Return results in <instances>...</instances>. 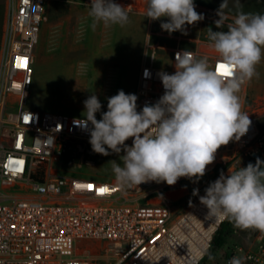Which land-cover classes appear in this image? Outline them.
I'll return each mask as SVG.
<instances>
[{
    "label": "built area",
    "instance_id": "1",
    "mask_svg": "<svg viewBox=\"0 0 264 264\" xmlns=\"http://www.w3.org/2000/svg\"><path fill=\"white\" fill-rule=\"evenodd\" d=\"M67 1L7 0L0 54V264H98L88 257L93 252L104 256L103 264L203 263L227 219L208 216L200 199L174 213L166 184L158 190L156 182L121 190L115 181L92 172L101 161L89 143L90 134L75 123L84 117L29 107L35 48L48 6ZM90 2L82 0L86 7ZM113 2L135 9L132 0ZM156 47L149 46L150 57L138 75V111L163 95L157 73L174 74L178 52L206 56L218 72L217 52L179 42L159 59ZM249 118L248 132L227 144L234 157L264 148V132L256 118ZM125 143L131 146L133 139ZM57 159L64 161L60 173L53 168ZM233 256L243 257L244 264H264V233L257 231L249 248L228 250L209 264H228Z\"/></svg>",
    "mask_w": 264,
    "mask_h": 264
},
{
    "label": "clouds",
    "instance_id": "2",
    "mask_svg": "<svg viewBox=\"0 0 264 264\" xmlns=\"http://www.w3.org/2000/svg\"><path fill=\"white\" fill-rule=\"evenodd\" d=\"M227 7L228 0H222L216 10L217 29L225 26ZM127 8L113 0H91V27L95 30L100 23L124 27L130 23ZM145 16L150 20L166 17L162 30L185 35L186 25L205 18L196 11L194 0H148ZM207 36L230 75L218 74L208 57L198 58L184 50L176 54L174 74L157 73L164 93L154 104L146 103L138 111V97L123 90L108 98L105 112H101L102 104L95 94L83 102L84 119L75 123L90 134L93 152L104 156L124 153L120 163L109 161L121 190L147 182L174 186L180 178L198 181L221 146L239 141L248 132L252 121L242 110L238 94L259 76L264 14L238 11L226 31L209 27ZM144 76L150 77L149 70H144ZM129 138L133 139L131 146L125 143ZM193 195H199V189H194ZM199 198L209 209L208 216L228 219L241 230L264 233V161L257 158L255 164L229 169L227 177L221 172ZM209 259L214 257L209 254ZM228 264H244V258L233 256Z\"/></svg>",
    "mask_w": 264,
    "mask_h": 264
},
{
    "label": "rangeland",
    "instance_id": "3",
    "mask_svg": "<svg viewBox=\"0 0 264 264\" xmlns=\"http://www.w3.org/2000/svg\"><path fill=\"white\" fill-rule=\"evenodd\" d=\"M221 2L222 0H194L196 11L204 14L205 18L194 25H186V35L180 31L169 34L162 30L160 25L167 22L166 17L158 20L147 18L145 13L148 0L141 10L137 7L131 11L127 9L130 23L124 27L100 23L95 30L91 27L92 20L88 16L89 7L84 6L82 0L50 4L42 26L41 40L35 48V81L29 107L40 113L61 112L84 117L83 102L95 94L102 104L101 112H105L108 98L116 95L119 90L135 94L141 67L150 57L149 46H157L159 59L163 57V50L174 47L179 42L186 47H199L200 50L209 52L213 46L210 45V40L204 39L208 37L207 28L226 31L227 24L233 22L238 11L264 14V0H238V4L237 0H228V7L224 10L228 19L222 29H217L214 21L218 19L216 10ZM6 18L7 0H0V54ZM198 43L203 45L198 46ZM257 72L259 76L248 82L246 96L243 98V111L256 118L260 131L264 132V56L257 65ZM242 94L241 89L239 95ZM96 117L99 120L101 113L98 112ZM98 155L100 168L92 172L102 174L108 181H115L109 161L120 163L122 153ZM257 158L264 161V148L257 153L238 154L234 157L231 147L221 146L215 154V161L207 166L206 174L198 181L196 178H180L174 186L168 185L167 192L174 188L180 189L171 191L166 196L174 213L183 212L199 200L200 196L205 195V189L221 172L227 177L229 169L236 171L240 167H246L252 159L256 162ZM63 164L64 161L57 159L53 165L54 171L62 172ZM163 184L166 182L156 183L154 190H158ZM194 189H199V195H193ZM233 227L227 245L216 251L219 258L228 250L249 248L254 242L257 231L241 230L234 224ZM93 253L88 256L90 259L98 264L105 263L102 260L104 256Z\"/></svg>",
    "mask_w": 264,
    "mask_h": 264
},
{
    "label": "trees",
    "instance_id": "4",
    "mask_svg": "<svg viewBox=\"0 0 264 264\" xmlns=\"http://www.w3.org/2000/svg\"><path fill=\"white\" fill-rule=\"evenodd\" d=\"M204 39L206 41H209L208 37H204ZM251 163L255 164V160H251ZM249 162V163H250ZM248 163V164H249ZM97 179V178H96ZM233 222H231L230 220L227 219V221H225L221 228L219 229V231L217 232V234L214 237L212 246L210 251L208 252V254L206 255V257L204 258V260L202 261L203 263L201 264H209L211 262H215L217 260V253L216 251L219 249H223L228 242V237L233 233ZM95 251V250H94ZM209 254L214 257V259H209Z\"/></svg>",
    "mask_w": 264,
    "mask_h": 264
},
{
    "label": "snow or ice",
    "instance_id": "5",
    "mask_svg": "<svg viewBox=\"0 0 264 264\" xmlns=\"http://www.w3.org/2000/svg\"><path fill=\"white\" fill-rule=\"evenodd\" d=\"M218 72L221 73L222 75H230V72L228 70V66L224 64H219L218 65ZM107 189H100V192H105Z\"/></svg>",
    "mask_w": 264,
    "mask_h": 264
},
{
    "label": "bare ground",
    "instance_id": "6",
    "mask_svg": "<svg viewBox=\"0 0 264 264\" xmlns=\"http://www.w3.org/2000/svg\"><path fill=\"white\" fill-rule=\"evenodd\" d=\"M146 2V0H132V4L134 5V7L138 8L141 10V8H143L144 3ZM212 51L214 50L213 47H211ZM215 51V50H214Z\"/></svg>",
    "mask_w": 264,
    "mask_h": 264
},
{
    "label": "crops",
    "instance_id": "7",
    "mask_svg": "<svg viewBox=\"0 0 264 264\" xmlns=\"http://www.w3.org/2000/svg\"><path fill=\"white\" fill-rule=\"evenodd\" d=\"M174 190H177V189L174 188V189L168 191V192L165 194V196H167V194H168L169 192L174 191ZM178 190H180V189H178ZM178 190H177V191H178ZM166 198H167V197H166ZM156 201H159V198H158V197H156V198L153 199V202H154V203H156Z\"/></svg>",
    "mask_w": 264,
    "mask_h": 264
}]
</instances>
